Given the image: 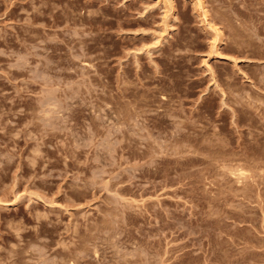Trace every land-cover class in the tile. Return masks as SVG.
Returning <instances> with one entry per match:
<instances>
[{
	"label": "rangeland",
	"instance_id": "374dc122",
	"mask_svg": "<svg viewBox=\"0 0 264 264\" xmlns=\"http://www.w3.org/2000/svg\"><path fill=\"white\" fill-rule=\"evenodd\" d=\"M202 2L0 0V264H264V0Z\"/></svg>",
	"mask_w": 264,
	"mask_h": 264
},
{
	"label": "bare ground",
	"instance_id": "6f19581e",
	"mask_svg": "<svg viewBox=\"0 0 264 264\" xmlns=\"http://www.w3.org/2000/svg\"><path fill=\"white\" fill-rule=\"evenodd\" d=\"M168 1H169V0H168ZM193 1H194L195 4L197 5L198 9H200V12H199V11H198V12L203 16V18H205V16H206V12H207V11L205 10V8H204V6H203V4H202V3H203L202 0H193ZM166 2H167V1H166ZM169 3H170V2H169ZM168 5H169V4H168ZM169 6H170V5H169ZM205 19H206V18H205ZM210 27H211V26H210ZM213 27H214V26H212L211 30L213 29L214 32H216V33L219 34L220 32H217V31H218L217 28H215V27L213 28ZM216 33H215V34H216ZM216 35H217V34H216ZM57 47H58V46H57ZM65 67H66V66H65ZM72 68H73V67H72ZM68 69H69V68H68ZM85 69H86V68H85ZM47 70H48V69H47ZM83 70H84V69H83ZM74 71H75V68H74ZM76 71H77V70H76ZM118 77H119V76H118ZM127 101H128V100H127ZM39 102H40V101H39ZM135 102H136V101H135ZM119 103H120V102H119ZM40 104H41V103H40ZM43 104H44V103H43ZM45 105H46V104H45ZM47 105H48V104H47ZM54 105H55V103H54ZM131 106H132V105H131ZM112 108H113V107H112ZM133 108H135V110H136L138 107L136 108V104H135V106H134ZM143 108H144V107H143ZM155 108H156V107H155ZM138 109H139V108H138ZM138 109H137V111H138ZM158 109H159V108H158ZM162 109H163V107H162ZM162 109L157 110L158 112L156 113V116L159 115V117L157 116V118H155V119L157 120V119L159 118L160 121H166L167 118H165V114H167V113H166L165 110L162 111ZM172 109H173V108H172ZM132 110H133V114H134V113H136V114L139 113V112L137 113V111L135 112L134 109H132ZM74 111H75V110H74ZM110 111H112V110H110ZM139 111H140V110H139ZM145 111H146V110H145ZM148 111H149V110H148ZM154 111H155V110H154ZM169 111H170V108H169ZM169 111H168V112H169ZM114 112H115V113H113V114H115V115H113V114L111 113V116H112V115L115 116V117H114L115 120H116V119L120 120V119H122L123 116L125 115V113H124V115L122 116V114H121L122 112H119V111L117 112L116 110H115ZM140 113H141V112H140ZM175 113H176V112H175ZM46 114H47V113H46ZM133 114H132V115H133ZM136 114H134V115H136ZM144 114H145V113H144ZM146 114H147V113H146ZM160 114L163 115L164 117H161ZM171 114H173V113H171ZM179 114H180V113H179ZM150 115H152V114H150ZM108 116H109V114H108ZM148 116H149V115H148ZM109 117H110V116H109ZM109 117H108V118H109ZM124 117H125V116H124ZM160 117H161V118H160ZM129 118H130V117H129ZM159 120H158V121H159ZM169 120H170V119H168V121H169ZM172 120L174 121V119H172ZM125 121H126V120H125ZM170 121H171V120H170ZM240 157H241V156H240ZM253 157H254V156H253ZM230 159H231V158H230ZM243 162H244V161H243ZM247 162H248V161H247ZM234 163H235V162H234ZM257 163H258V162H257ZM258 164H259V163H258ZM245 165H246V164H245ZM248 166H250V164H249ZM259 166H261V165H259ZM240 168H241V167H240ZM232 170H233V169H232ZM242 170H243V168L241 169V171H242ZM234 171H235V170H234ZM234 171H233V172H234ZM238 172H239V170H238ZM242 174H243V173H242ZM237 175H238V174H237ZM237 175H235V176H237ZM243 175H244V174H243ZM240 178H241V177H240ZM238 180H239V179H238ZM95 252H97V249H96ZM132 254H133V253H132ZM126 259H127V257H126ZM129 259H130V257H129ZM129 259H128V260H129ZM72 260H73V259H72ZM77 260H78V259H77ZM79 260H80V259H79ZM139 261H140V260H139ZM72 262H73V261H72ZM77 262H78V261H77ZM80 262H81V261H80ZM127 262H128V261H127ZM122 264H123V263H122Z\"/></svg>",
	"mask_w": 264,
	"mask_h": 264
}]
</instances>
